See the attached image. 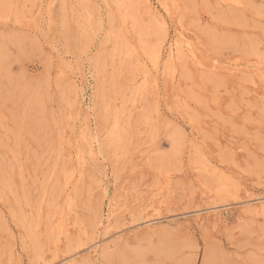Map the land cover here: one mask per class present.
Here are the masks:
<instances>
[{
	"label": "rangeland",
	"instance_id": "1",
	"mask_svg": "<svg viewBox=\"0 0 264 264\" xmlns=\"http://www.w3.org/2000/svg\"><path fill=\"white\" fill-rule=\"evenodd\" d=\"M0 264H264V0H0Z\"/></svg>",
	"mask_w": 264,
	"mask_h": 264
},
{
	"label": "bare ground",
	"instance_id": "2",
	"mask_svg": "<svg viewBox=\"0 0 264 264\" xmlns=\"http://www.w3.org/2000/svg\"><path fill=\"white\" fill-rule=\"evenodd\" d=\"M152 55V54H151ZM154 55V54H153ZM73 175H75V174H73Z\"/></svg>",
	"mask_w": 264,
	"mask_h": 264
}]
</instances>
